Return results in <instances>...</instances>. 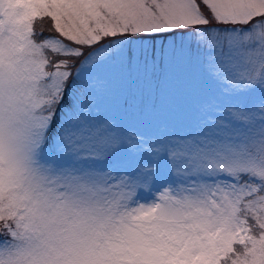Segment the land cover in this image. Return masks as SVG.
Masks as SVG:
<instances>
[{
    "label": "snow or ice",
    "instance_id": "6c2138e0",
    "mask_svg": "<svg viewBox=\"0 0 264 264\" xmlns=\"http://www.w3.org/2000/svg\"><path fill=\"white\" fill-rule=\"evenodd\" d=\"M0 264H264V0H0Z\"/></svg>",
    "mask_w": 264,
    "mask_h": 264
}]
</instances>
